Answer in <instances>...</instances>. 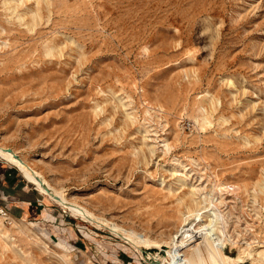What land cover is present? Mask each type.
Returning a JSON list of instances; mask_svg holds the SVG:
<instances>
[{"label": "rangeland", "instance_id": "1", "mask_svg": "<svg viewBox=\"0 0 264 264\" xmlns=\"http://www.w3.org/2000/svg\"><path fill=\"white\" fill-rule=\"evenodd\" d=\"M0 146L158 242L213 208L264 264V0H0ZM43 195L72 238L0 218V264H148Z\"/></svg>", "mask_w": 264, "mask_h": 264}, {"label": "bare ground", "instance_id": "2", "mask_svg": "<svg viewBox=\"0 0 264 264\" xmlns=\"http://www.w3.org/2000/svg\"><path fill=\"white\" fill-rule=\"evenodd\" d=\"M0 157L20 171L29 182L37 186L42 194L47 195L70 212L73 217L77 216L83 221L96 224L97 227L107 230L114 237L136 248L148 264H242L248 260L253 263L258 257L253 254L250 257H253L252 259L243 260L238 257V254L228 256L223 252L225 243L216 234L217 224L222 221L223 217L213 208L206 210L209 213L208 225L198 228L203 218L201 214H196L193 219L186 220L178 237L171 242L162 243L144 234L111 223L69 201L61 191L52 187L41 174L34 171L13 151L10 153L7 148L0 146ZM44 186L51 193L46 192ZM2 233L3 231L0 230V234Z\"/></svg>", "mask_w": 264, "mask_h": 264}, {"label": "crops", "instance_id": "3", "mask_svg": "<svg viewBox=\"0 0 264 264\" xmlns=\"http://www.w3.org/2000/svg\"><path fill=\"white\" fill-rule=\"evenodd\" d=\"M50 204L47 198L39 193L34 185L29 183L15 167L9 164L0 165V205L8 211L11 219L22 222L28 220L44 225L47 232H58L60 238L52 235L53 233H49L50 236L67 242V235L72 238L69 227L62 217V213L50 208L48 206ZM49 216L54 220L53 225L50 224L51 221L46 220V217ZM46 227H49L51 231ZM78 232L81 234L80 230ZM75 242L73 248L79 251Z\"/></svg>", "mask_w": 264, "mask_h": 264}, {"label": "built area", "instance_id": "4", "mask_svg": "<svg viewBox=\"0 0 264 264\" xmlns=\"http://www.w3.org/2000/svg\"><path fill=\"white\" fill-rule=\"evenodd\" d=\"M0 218H2L7 225H10L11 223L10 215L8 211L1 205H0Z\"/></svg>", "mask_w": 264, "mask_h": 264}, {"label": "water", "instance_id": "5", "mask_svg": "<svg viewBox=\"0 0 264 264\" xmlns=\"http://www.w3.org/2000/svg\"><path fill=\"white\" fill-rule=\"evenodd\" d=\"M7 151L11 153V149L8 148ZM44 189H45L46 192L51 193L50 190L47 187L44 186ZM162 255H163V253H162Z\"/></svg>", "mask_w": 264, "mask_h": 264}]
</instances>
